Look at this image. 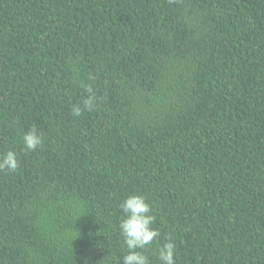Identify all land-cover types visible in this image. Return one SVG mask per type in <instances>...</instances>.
I'll return each mask as SVG.
<instances>
[{
    "label": "trees",
    "instance_id": "obj_1",
    "mask_svg": "<svg viewBox=\"0 0 264 264\" xmlns=\"http://www.w3.org/2000/svg\"><path fill=\"white\" fill-rule=\"evenodd\" d=\"M9 150L0 264H123L132 195L150 264H264V0H0Z\"/></svg>",
    "mask_w": 264,
    "mask_h": 264
},
{
    "label": "clouds",
    "instance_id": "obj_2",
    "mask_svg": "<svg viewBox=\"0 0 264 264\" xmlns=\"http://www.w3.org/2000/svg\"><path fill=\"white\" fill-rule=\"evenodd\" d=\"M89 95L83 101V108L77 104L72 108L74 116H80L84 109L91 110L96 102L92 89L87 88ZM24 149L35 151L42 144V138L35 128H31L23 135ZM19 166L17 154L9 150L0 158V170L15 171ZM120 207L124 215L121 218L119 229L124 237L128 252L123 257V264H150L148 256L143 250L157 238L160 233L152 227L155 216L151 215V205L142 195H132L125 199ZM161 264H175V244L171 236L159 250Z\"/></svg>",
    "mask_w": 264,
    "mask_h": 264
}]
</instances>
